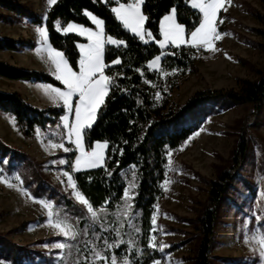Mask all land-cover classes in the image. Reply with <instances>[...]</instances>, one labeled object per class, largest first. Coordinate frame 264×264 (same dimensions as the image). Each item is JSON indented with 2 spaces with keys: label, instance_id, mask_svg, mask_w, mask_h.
<instances>
[{
  "label": "trees",
  "instance_id": "trees-1",
  "mask_svg": "<svg viewBox=\"0 0 264 264\" xmlns=\"http://www.w3.org/2000/svg\"><path fill=\"white\" fill-rule=\"evenodd\" d=\"M127 1L57 0L42 20L26 4L0 0V9L11 14L10 17L0 14V22L12 24L23 18L33 25H43L49 31L50 46L61 51L75 71L79 69L80 58L77 45L87 41L77 35L57 31V26L62 29L68 23H74L92 29L85 14L90 12L104 22L105 37L123 41L117 45H105V74L112 78V83L105 104L98 110L97 119L84 133L86 150H91L97 142L108 145L104 163L100 168L73 174L78 190L94 210L104 212L108 226L93 224L82 207L54 190H48L44 198L35 197L60 209V213L73 224L77 236L70 257L77 260L76 264H89L98 253L106 261L115 258L116 264H152L154 260H161L162 254L150 249L148 243L153 209L164 196L168 153L177 154L185 141L201 128L207 115L203 113L205 106L210 107L209 112L215 108L244 105H253L259 112L264 106V66L257 71V80H240L237 89L197 92L184 104H175L171 100L172 94L186 76L196 71L193 49L186 46L167 48L159 71H150L147 63L161 53L156 43L161 39L159 23L165 15L174 11L176 22L185 26L186 35L199 25L201 16L189 6V0H144L142 13L148 17L144 27L153 35L150 41H142L124 28L112 12L117 4H126ZM252 14L261 25L252 32L264 42V16L257 12ZM17 44L13 40L0 39V50L15 51ZM258 46L264 51V45ZM113 60L119 63L112 64ZM0 78L32 81L62 89L59 81L46 73L21 70L3 62H0ZM0 113L12 116L22 136L30 138L36 130L45 133L57 125L64 110L62 107L38 109L27 104L17 92H0ZM60 132L63 136V129ZM249 148L248 141H239L231 152L228 169L219 172L217 178L208 183L206 202L199 216L192 221L198 240L193 264H214L212 238L220 205ZM2 149L7 151L8 148L0 146V153ZM65 157L67 170L71 172L74 155L70 153ZM0 167L3 172L4 168L9 170L6 166ZM35 171L41 187L38 168ZM129 184L132 185V209L136 215L130 226L122 218L113 219L120 210L123 192ZM33 256L42 260L34 262ZM25 259L32 261L30 264H52L41 253L29 251L27 247L16 245L0 235V260L19 264Z\"/></svg>",
  "mask_w": 264,
  "mask_h": 264
},
{
  "label": "rangeland",
  "instance_id": "rangeland-1",
  "mask_svg": "<svg viewBox=\"0 0 264 264\" xmlns=\"http://www.w3.org/2000/svg\"><path fill=\"white\" fill-rule=\"evenodd\" d=\"M15 1L26 4L36 16L44 20L48 0ZM130 2L134 3L135 0L127 1ZM189 6L192 8L191 0ZM194 10L202 18L199 10ZM253 12L264 16V0H226L224 8L217 14V30L221 33V39L215 42V51L192 48L187 44L178 46L193 49L196 71L186 76L178 90L172 94L171 100L175 104H184L197 92L237 89L238 81L245 79L255 81L259 78L257 71L263 69L264 51L258 45H264V42L252 32V29L261 27L255 20ZM0 14L11 16L2 9ZM167 15H173L175 18L174 11ZM37 27L44 26L33 25L28 19L23 18L12 24L0 22V39L18 42L15 51H0V62L21 70L43 72L55 78L54 68L44 57L43 50L40 56L32 54V50L43 47L42 38L36 32ZM185 37L188 35L185 34ZM148 40L150 38L146 35L143 41ZM159 41L156 44L160 48ZM117 44L119 43L109 45ZM169 47L177 46L166 43L163 49L160 48L161 53L158 56L161 59L158 65L149 68V62L147 63L150 71L160 70L161 60ZM4 80H0L1 91L10 89V84ZM61 86L63 90L64 86L62 84ZM24 94L27 95L22 98L35 108H63L62 101L53 100L50 91L46 89L36 91L35 96H30V93ZM204 108L203 113L207 115L204 116L203 124L198 130L203 131H200L199 135L193 134L177 154H172L168 158V183L166 186L163 184L164 196L153 209L157 223L155 226L151 224L148 247L162 254L160 264H193L198 240L192 221L199 216L206 202L208 183L215 180L219 172L228 169L231 152L238 142L248 141L250 148L246 159L235 174L220 205L212 238L211 256L214 264H260L259 238L264 236V106L259 112H256L253 105L229 109L215 108L212 112H209V106ZM68 116L69 120L74 118L73 113H69ZM60 129H63V136ZM49 141L63 143L70 150L66 153L62 148H52ZM0 146L9 149L7 151L2 149L0 153V160L7 162L2 166L9 168V170L4 168L3 172L0 167V175H4L8 180V183L0 181V235L16 245L27 247L29 251L41 253L50 259L52 264H76L77 260L70 257L71 247L77 236L73 224L60 213V209L46 208L40 203L42 199L35 197L44 198L48 190H54L87 212L86 206L76 199L72 188L67 184V177L63 175L65 171L69 172L65 155L70 153L74 155L69 172L72 176L77 172L100 168L104 161L96 168L82 167L73 171L72 165L79 153L75 145L66 138L61 119L45 133L36 130L32 137L25 138L16 128L13 117L1 113ZM61 158L66 161L63 165L59 164ZM31 161L34 163L31 164ZM36 168L42 179L41 187ZM17 176L20 177L19 180L16 179ZM21 188L26 189L30 196L25 195ZM131 194L133 198V193ZM129 203L132 204V199ZM119 209L113 219L122 218L129 226L132 225L136 215L132 208L127 209L124 198ZM49 211L52 213L53 223L57 220L70 223L75 235L65 237L58 228L53 227V224L48 222ZM96 212L95 219L87 212L91 222L107 227L108 219L104 212L102 210ZM152 236H155V247L150 244ZM58 243H63L65 247L60 249L57 247ZM160 245H165L163 252ZM33 258L34 262L42 260L36 256ZM104 258L96 255L89 264H112V260L106 261ZM31 262L25 259L19 264Z\"/></svg>",
  "mask_w": 264,
  "mask_h": 264
},
{
  "label": "snow or ice",
  "instance_id": "snow-or-ice-1",
  "mask_svg": "<svg viewBox=\"0 0 264 264\" xmlns=\"http://www.w3.org/2000/svg\"><path fill=\"white\" fill-rule=\"evenodd\" d=\"M144 0H135L134 3L120 4L119 7H113L112 12L116 14L124 28L130 30L140 40H144L145 36L151 38L152 32L145 30V21L147 16L141 12V4ZM57 0H48V4L55 5ZM226 0H191V6L194 9H198L202 14L199 25L194 30L190 31V35L185 37V26L177 23L173 15H165L159 23L160 34L163 39L159 41L161 49L164 48L166 43H171L173 46H179L182 44L190 45L192 48H203L208 51H215V42L221 39V33L217 30V14L224 8ZM87 16L94 21L96 25V31H92L90 28H85L77 24L68 23L66 27H56L57 31H62L67 34L70 32H78L81 36H87V44H78L80 50V58L78 62L79 71H75L70 66L69 62L65 59L64 54L61 51H57L51 47H47L45 50L48 53V58L54 68L53 75L57 81H59L64 87L63 90L59 87L48 86L53 100L62 101L64 115L60 117L63 122L66 138L75 145V149L78 151V155L75 158V163L72 165V170L77 171L83 168H96L105 159L106 143L97 142L91 151L85 150L84 133L85 130L90 129L93 126L94 121L97 119L98 110L105 104V98L109 94V87L112 83V78L105 74L107 65L104 62V50L105 43L116 44L123 43L113 39L112 36L107 37V41L104 39V22L97 19L92 13L86 12ZM36 32L42 38L41 44L47 46L49 41V31L46 27H37ZM160 56L149 62L148 67L153 68L158 65ZM118 60H113L112 64H118ZM75 97V99H74ZM159 97V93H157ZM69 113H73L74 118L69 120ZM200 131H203L201 129ZM200 131L194 133L199 135ZM191 139V137H189ZM187 143V141H185ZM49 145L52 148H62L64 152H69V148L65 147L63 143H52L49 141ZM172 153L169 152L168 156L171 157ZM65 159L61 158L59 164H65ZM171 160L169 159V164ZM6 161L0 160V165H6ZM67 177V184L73 190V194L81 204L86 206L87 212L93 219L96 218L97 212L94 210L93 205L77 191L76 181L73 176L65 171L63 173ZM20 179L19 176L16 177ZM0 181L8 183L7 177L0 175ZM168 183L165 180L164 185ZM9 186H11L9 184ZM21 191L25 195L30 194L26 189L21 188ZM132 186L125 188L123 192V198L127 209L132 208V204L129 201L132 199ZM31 198V197H30ZM44 207L51 209V203H47L43 200L40 201ZM52 213L49 211V223L53 224V227L58 228L65 237L74 236L73 227L70 223L57 220L55 223L51 220ZM157 223L156 214L151 216V224L155 226ZM139 231V230H137ZM122 242V241H121ZM150 244L155 247V236L150 238ZM260 244V264H264V236L259 238ZM57 247L63 249L65 245L58 243ZM111 247V245H110ZM165 245H160V250L163 252ZM170 247V246H168ZM99 256V253L97 254ZM0 264H5V261L0 260ZM112 264H116L115 258L112 260ZM153 264H160L159 260H154Z\"/></svg>",
  "mask_w": 264,
  "mask_h": 264
},
{
  "label": "crops",
  "instance_id": "crops-1",
  "mask_svg": "<svg viewBox=\"0 0 264 264\" xmlns=\"http://www.w3.org/2000/svg\"><path fill=\"white\" fill-rule=\"evenodd\" d=\"M130 3H133V2H130ZM144 3V2H143ZM143 3L141 4V6H140V8H141V12H142V5H143ZM126 4H128V3H126ZM125 4V5H126ZM52 6V5H51ZM49 4H48V9L51 7ZM115 14V13H114ZM115 16H116V14H115ZM88 17V19H89V21L91 22V24H92V26H93V28L91 29L92 31H96L97 29H96V25H95V23H94V21H92L91 20V18L89 17V16H87ZM117 18V17H116ZM118 21H119V19H118ZM74 24V23H73ZM67 26V25H66ZM65 26V27H66ZM80 26V25H79ZM83 27V26H82ZM67 34H74V35H77V36H79V37H82V38H84V39H86V41L88 40L87 39V36L85 35V36H81V35H79V33L78 32H76V31H74V32H70V33H67ZM104 39H105V41H107V39H106V37L104 36ZM148 41H150V40H148ZM88 42H86V44H87ZM106 44V43H105ZM47 47H51L50 46V44H49V42H48V44H47V46H43L42 48H40V47H37L36 49H34V50H32V54L34 55V56H40V54H41V50H43V53L45 54V56L44 57H46L47 58V61H49V63L51 64V61L49 60V58H48V53H47V51L45 50ZM78 47V46H77ZM52 48V47H51ZM78 50H79V48H78ZM0 51H6V52H10V51H8V50H0ZM12 52V51H11ZM79 53H80V50H79ZM52 65V64H51ZM0 80H4V79H2V78H0ZM5 82H7V83H9L10 85H9V87H10V89L9 90H5V91H1L0 90V92H4V93H13V92H17V93H19V94H21L22 95V97L24 98V97H26V95L27 94H24V93H30V96L32 95V96H35V94H36V91H38V90H41V89H46V90H48V91H50V89H49V85H43L42 86V84L41 83H35V82H24V81H9V80H4ZM18 83V84H21V85H15L16 83ZM36 84V85H35ZM41 84V85H40ZM35 85V86H34ZM33 87H35V88H33ZM26 91V92H25ZM29 104V103H28ZM30 105V104H29ZM1 114V113H0Z\"/></svg>",
  "mask_w": 264,
  "mask_h": 264
}]
</instances>
